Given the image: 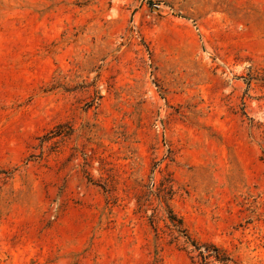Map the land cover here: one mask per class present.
<instances>
[{"label":"rangeland","instance_id":"obj_1","mask_svg":"<svg viewBox=\"0 0 264 264\" xmlns=\"http://www.w3.org/2000/svg\"><path fill=\"white\" fill-rule=\"evenodd\" d=\"M170 216L264 264V0H0V264H202Z\"/></svg>","mask_w":264,"mask_h":264},{"label":"trees","instance_id":"obj_2","mask_svg":"<svg viewBox=\"0 0 264 264\" xmlns=\"http://www.w3.org/2000/svg\"><path fill=\"white\" fill-rule=\"evenodd\" d=\"M169 221L171 222V229L174 232L178 233L179 236H184L186 240L185 242L187 244L195 247L194 251H198L197 258H199L202 264H211V259H214V261H218L220 264H228L230 262L228 256H226V254L223 253L222 250L216 248L215 246H210L212 248L211 250H213V253H211V250L209 249H206L204 251L201 250V248L197 246L196 242L187 235L186 230L183 229L181 220L176 219L175 216H170Z\"/></svg>","mask_w":264,"mask_h":264}]
</instances>
